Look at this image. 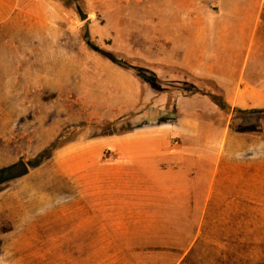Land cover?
<instances>
[{"label": "rangeland", "instance_id": "1", "mask_svg": "<svg viewBox=\"0 0 264 264\" xmlns=\"http://www.w3.org/2000/svg\"><path fill=\"white\" fill-rule=\"evenodd\" d=\"M33 1L25 18L0 28V169L19 160L28 165L26 174L0 182V264L102 262L82 259L85 246L77 244L75 227L66 226V211L75 209L73 189L89 181L93 158L113 154L107 144L114 135L159 123H140L138 111L127 114L125 82L106 75L112 66L141 81L148 97H158L149 99L153 112L166 97L172 114L219 108L205 93L225 103L229 131L239 135L230 161L221 159V170L242 177L237 217L243 226L237 230L244 253L238 264H264V111L245 113L213 79L173 68L172 60H187L191 40L186 29L171 27L175 20L165 21L168 27L158 34L155 21L143 26L145 12L152 13L147 0ZM157 3L163 12L175 7ZM76 4L87 19L78 20ZM152 48L163 64L147 60ZM195 54L190 62L202 61L203 52ZM97 71L106 78L85 83ZM187 94L194 100L187 102Z\"/></svg>", "mask_w": 264, "mask_h": 264}, {"label": "crops", "instance_id": "2", "mask_svg": "<svg viewBox=\"0 0 264 264\" xmlns=\"http://www.w3.org/2000/svg\"><path fill=\"white\" fill-rule=\"evenodd\" d=\"M157 2L175 7L163 12ZM33 3L0 0V28L25 18ZM146 8L152 13L145 12L143 26L155 21L156 34L168 27L167 20L177 22L172 28L187 30V60H172L173 68L213 79L237 108H264V0H147ZM180 19L186 22L179 24ZM195 51L203 52L202 61L190 62ZM150 55L151 64L165 62ZM92 73L85 83L106 75L125 82L127 114L138 111L140 123H159L111 137L107 147L113 154L93 158L89 181L73 189L75 209L66 211L65 221L75 227L77 244L85 246L82 259L102 261L92 264H238L244 253V237L237 230L243 226L242 215L237 217L242 177L221 170V159L229 162L238 148L228 113L211 107L166 113L168 97L153 112L148 102L158 97H148L134 75L115 66L111 74ZM194 98L185 95L187 102ZM203 130L209 133L201 135Z\"/></svg>", "mask_w": 264, "mask_h": 264}, {"label": "water", "instance_id": "3", "mask_svg": "<svg viewBox=\"0 0 264 264\" xmlns=\"http://www.w3.org/2000/svg\"><path fill=\"white\" fill-rule=\"evenodd\" d=\"M77 5V4H76ZM78 20L82 21L88 18V14L84 13L82 9L77 5ZM28 171V165L25 161L19 160L14 164L0 169V182L14 177H19L26 174Z\"/></svg>", "mask_w": 264, "mask_h": 264}, {"label": "trees", "instance_id": "4", "mask_svg": "<svg viewBox=\"0 0 264 264\" xmlns=\"http://www.w3.org/2000/svg\"><path fill=\"white\" fill-rule=\"evenodd\" d=\"M86 44L94 51H99V48L94 45L90 40H86ZM205 95H207V97L214 102L215 104H217L219 106V108L224 109L225 103L221 100V99H217V97L209 94V93H205ZM264 108L262 109H253V110H243V112L245 113H255V112H263Z\"/></svg>", "mask_w": 264, "mask_h": 264}]
</instances>
